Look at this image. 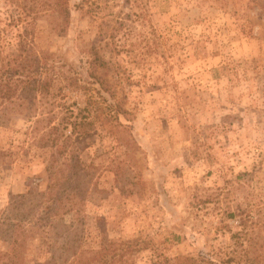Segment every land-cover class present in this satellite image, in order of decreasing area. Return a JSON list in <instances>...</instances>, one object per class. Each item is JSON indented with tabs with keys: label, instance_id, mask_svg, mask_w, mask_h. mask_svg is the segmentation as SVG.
I'll return each instance as SVG.
<instances>
[{
	"label": "rangeland",
	"instance_id": "374dc122",
	"mask_svg": "<svg viewBox=\"0 0 264 264\" xmlns=\"http://www.w3.org/2000/svg\"><path fill=\"white\" fill-rule=\"evenodd\" d=\"M17 2L0 0V16L20 10ZM70 3L66 31L44 12L28 20L35 49L74 79L70 88L56 82L58 101L97 119L98 132L79 143L95 167L82 176V209L37 224L24 263L67 264L76 240L78 252L98 251L105 238L146 240L184 264H212L200 252L217 264H264V0ZM96 56L117 69L115 95L90 75ZM117 104L128 113L104 117ZM33 125L14 115L0 126V212L30 189L29 204L41 209L51 149ZM151 254L129 251L110 264H149Z\"/></svg>",
	"mask_w": 264,
	"mask_h": 264
},
{
	"label": "trees",
	"instance_id": "16d2710c",
	"mask_svg": "<svg viewBox=\"0 0 264 264\" xmlns=\"http://www.w3.org/2000/svg\"><path fill=\"white\" fill-rule=\"evenodd\" d=\"M22 1L23 5L16 3L20 10H10L5 17L0 16V126L8 124L14 115L34 119L32 130L35 134L41 133L44 147L51 149L47 166L50 183L44 192L38 194L43 196L39 201L42 204L40 210H37L36 205L29 204L35 194L30 189L13 196L8 207L0 212V238L8 245L6 250H0V264H25L28 238L37 231V224L46 228L64 214L82 209L85 199V194L81 192L82 176L88 173V168L95 166L84 163L79 154V143L98 132L99 127L88 106L79 108L58 101L57 92L53 89L56 82L66 79L65 86L70 88L74 79L59 74L50 61L51 55L45 51L44 56L41 55L33 43V29L28 17L44 12L52 29L66 31L70 21V0ZM12 25L21 27L15 35L9 28ZM111 37L114 38V35ZM127 54L134 61L141 58L144 62L148 61L142 50L139 53L127 50ZM90 64L91 77L96 79L102 89L115 95L116 88L110 83V77L111 72L116 73L117 69L101 56H96ZM127 113L128 110L121 109L120 104H117L114 114L109 113L104 117L118 118ZM76 242L75 250H71L74 257L67 264H110L114 259H123L129 251L146 249L152 251L149 264H184L181 261L188 260L184 256L172 258L141 239L123 246L112 245L105 242L104 238L98 251L85 249L79 252L77 246L81 239ZM199 258L217 264L205 252H200ZM121 264L135 263L121 260Z\"/></svg>",
	"mask_w": 264,
	"mask_h": 264
}]
</instances>
